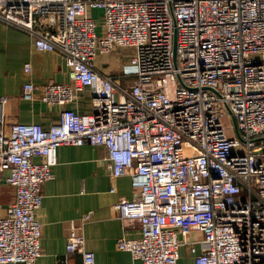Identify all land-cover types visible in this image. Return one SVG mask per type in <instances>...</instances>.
<instances>
[{
    "label": "built area",
    "instance_id": "obj_1",
    "mask_svg": "<svg viewBox=\"0 0 264 264\" xmlns=\"http://www.w3.org/2000/svg\"><path fill=\"white\" fill-rule=\"evenodd\" d=\"M0 22L63 57L73 86L45 85L43 102L84 89L93 101L48 128L0 130V174L16 193L0 216V264L42 255V186L63 145L103 146L111 177L130 176L132 198L114 209L141 236L117 246L141 264H179L178 235L191 230L203 238L195 264H264V0H0ZM117 48L130 49L128 85L95 67ZM22 96L36 98L33 82ZM66 249L100 264L74 223Z\"/></svg>",
    "mask_w": 264,
    "mask_h": 264
},
{
    "label": "crops",
    "instance_id": "obj_2",
    "mask_svg": "<svg viewBox=\"0 0 264 264\" xmlns=\"http://www.w3.org/2000/svg\"><path fill=\"white\" fill-rule=\"evenodd\" d=\"M91 15L97 17L98 12L91 11ZM121 50L99 54L95 67L103 74L113 75L118 83L128 85L131 79L123 76V66L128 60L117 57ZM27 63L31 65L30 73L25 71ZM29 81L35 84L36 98L31 101L22 96L23 86ZM49 83L73 86L63 57L56 52L36 50L26 32L0 22V98L7 97V102L0 104V130L9 132L15 123H38L48 128L59 121L65 108L79 113L92 111L90 89L78 92L76 100L67 105L43 102L40 95ZM107 157L103 146L63 145L58 148L52 178L42 186L43 204L38 213L43 224L42 255L34 264H82L81 253L68 254L66 249L72 223L82 227L85 248L95 254L97 263L141 264L130 252L117 246L119 239L139 238L141 229L138 221L124 223L114 209L119 200L131 199L133 191L129 175L111 177ZM0 175V216H4L16 193L4 180L7 172ZM112 186L115 192H111ZM178 238L182 241L179 264H195L203 248L201 231L191 230L185 237L178 235ZM191 247L195 253L191 252Z\"/></svg>",
    "mask_w": 264,
    "mask_h": 264
},
{
    "label": "rangeland",
    "instance_id": "obj_3",
    "mask_svg": "<svg viewBox=\"0 0 264 264\" xmlns=\"http://www.w3.org/2000/svg\"><path fill=\"white\" fill-rule=\"evenodd\" d=\"M97 22H98V24H99L101 21L98 20ZM129 55H130V49L125 48V49H122L120 52H118L117 57L119 58L118 60H122V59H123V60H128ZM232 123H233V120L231 121V124H232ZM225 124L230 125V122H229L228 120H225ZM227 134H228L229 136H232V131L229 130V131L227 132Z\"/></svg>",
    "mask_w": 264,
    "mask_h": 264
},
{
    "label": "bare ground",
    "instance_id": "obj_4",
    "mask_svg": "<svg viewBox=\"0 0 264 264\" xmlns=\"http://www.w3.org/2000/svg\"><path fill=\"white\" fill-rule=\"evenodd\" d=\"M118 49H119V48H118ZM120 49H125V48H120ZM113 51H115V50H113ZM113 51H112V52H113ZM110 53H111V52H110ZM131 82H132V81H131Z\"/></svg>",
    "mask_w": 264,
    "mask_h": 264
}]
</instances>
